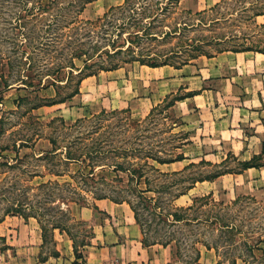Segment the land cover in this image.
Instances as JSON below:
<instances>
[{
	"label": "rangeland",
	"instance_id": "rangeland-1",
	"mask_svg": "<svg viewBox=\"0 0 264 264\" xmlns=\"http://www.w3.org/2000/svg\"><path fill=\"white\" fill-rule=\"evenodd\" d=\"M136 23L140 25L134 27ZM146 23H151L150 35L139 30ZM173 29L179 32L163 33ZM114 41L123 42L124 51L110 56L116 51ZM131 43L135 56L175 64L245 48L264 53V0H221L198 12L170 0H0V219L18 215L44 225L43 255L56 253L58 244L68 252V244L53 236L56 224L72 231L73 245L80 250L91 228L78 218V209L104 196L132 205L150 241L166 234L180 238L176 264H192L194 247L199 249L203 240L214 246L223 264H264V167L260 173L236 176L243 172L240 161L257 156L254 162L264 166V137L239 142L246 154H226L235 147L227 141L224 153L202 155L197 154L198 141L184 147V131L175 129L174 95L147 115L134 113L148 101L131 92L133 85L141 88L140 76L146 74L141 62L121 61L133 55L125 50ZM90 54L94 59L88 70L97 72L98 81H86L81 94L52 104L76 89L78 70L67 82L71 64L82 67ZM118 63L123 68L118 78L110 79L100 69ZM50 137L58 149L55 155L49 154ZM69 151L83 160L67 161ZM178 153L188 154L195 164L181 176L160 174L170 171L146 157ZM118 164L142 168L146 176L138 181ZM221 171L229 172L188 190L195 178ZM234 186L236 200L231 199ZM182 191L187 193L175 200ZM196 194L211 195L187 210L190 223L173 224L165 213L173 205L190 206ZM3 228L1 224L0 237ZM12 234L8 243L14 245L0 250V264L34 262L35 250H24V243L36 242V233L28 239ZM197 239L194 246L191 241Z\"/></svg>",
	"mask_w": 264,
	"mask_h": 264
},
{
	"label": "crops",
	"instance_id": "crops-1",
	"mask_svg": "<svg viewBox=\"0 0 264 264\" xmlns=\"http://www.w3.org/2000/svg\"><path fill=\"white\" fill-rule=\"evenodd\" d=\"M221 0H181L179 7L193 12L210 8ZM141 70L146 71L140 76L141 88H131L132 97L147 100V107L133 109L134 113L147 115L154 105L170 96H175L171 106L177 122L175 129L184 131L183 146L199 142L197 154L209 155L224 153L227 141L235 144L226 154L242 155L248 153L244 146L238 148L242 140L264 137V53L252 50L223 51L212 56H199L187 64L157 67L141 64ZM123 68L104 71L110 79ZM98 76L92 75L83 79L79 93L86 81H92ZM117 84L123 80H116ZM138 87V88H137ZM179 94V97L176 96ZM263 132V135H261ZM211 147L210 149L208 148ZM184 152V150H182ZM257 154L258 151L252 152ZM253 154V155H254ZM185 154V159L170 163H159L161 170L180 171L188 166L193 159ZM239 160V158H238ZM264 166L250 167L236 176L248 171L260 173ZM216 177L215 180L223 177ZM211 181V182H215ZM209 181V180H207ZM207 181H198L205 183ZM197 182V183H198ZM192 188H196V184ZM191 189V190H192ZM236 186L233 187L236 200ZM213 191L209 192L212 193ZM214 194V192H213ZM204 195V194H202ZM195 196H201L196 194ZM97 207V208H96ZM98 212V213H97ZM78 218L89 222L91 233L89 243L82 246L85 264H173L176 262V246L171 243L163 245L143 243V230L137 222L135 213L127 203L114 201L108 197L98 198L93 205L78 209ZM4 224L2 237L6 239L8 249H12L8 241L13 242V232L22 233L27 239L36 233L37 240L24 243V250H35L34 262L26 264H75L76 256L71 237L67 232L54 229L55 239L68 244V252L57 245V254L43 255V230L36 219H26L18 215L7 216L0 222ZM13 247V246H12ZM201 252L197 264H223L217 250L204 243L199 245ZM41 256H47L41 259ZM79 264H84L78 259ZM237 264V262H236Z\"/></svg>",
	"mask_w": 264,
	"mask_h": 264
},
{
	"label": "trees",
	"instance_id": "trees-1",
	"mask_svg": "<svg viewBox=\"0 0 264 264\" xmlns=\"http://www.w3.org/2000/svg\"><path fill=\"white\" fill-rule=\"evenodd\" d=\"M91 0H88V2H90ZM173 1H175L176 4H179V2L181 0H170V2L172 3ZM127 3H129V0H126ZM164 8V7H163ZM164 10V9H163ZM257 15L261 14V12L259 13H256ZM140 24L139 23H136V25L134 27H138ZM143 25V24H142ZM151 23H146L142 26V29H139L140 31H143V34L145 35H150L151 33L148 31L149 27H150ZM188 26V23L185 24V27ZM180 28V27H178ZM139 30H136V31H139ZM177 32H179V29L176 30V29H173L171 31H164L163 33L165 35H176ZM139 33H136L135 36L136 37H140L138 36ZM133 42L135 40H132ZM121 44H119V42H116L114 41L113 42V46L115 47L113 53L111 52H108L107 54H109L110 56H115L116 54H119L121 53L123 50V45L122 43L123 42H120ZM199 47V45H198ZM133 48V45L131 43V45H129L125 50L126 51H129L128 53H132L133 55L131 56V58H129L128 60H121L123 62H130V61H140L141 64H145V65H148V66H152V67H157V66H162V65H166V64H169V65H174V66H180V65H184V64H187L189 61L188 59L184 60L181 64H175V63H171V62H168L167 60H164L163 62H158L157 60H153V58H143L142 56H135L134 54V49ZM243 50H251L250 48H245V49H242V50H233V51H243ZM200 52V51H199ZM202 53L206 54L205 52L201 51ZM208 56H211V55H208ZM94 59V55H87V57L85 59H83V66L82 67H77L75 62H72L71 64V70L69 72V78L67 80V82L70 80V78L73 76V72L74 70H78L79 73V79L77 81V85H76V89L69 95V96H66V97H63L61 99H59L58 101L52 103V104H56V103H63V102H66L67 100H71L73 96H75L77 93H79V89H80V85H81V82L83 81L84 78L88 77V76H92V75H95L97 74V72L93 71V70H88L90 69V67L92 66V63H90V60ZM121 65L118 64H115V65H112V66H109V67H105V66H100V69L103 70V71H107V70H113V69H116L118 67H120ZM66 82V83H67ZM21 83H25V85L27 86L28 85V82L26 81H22ZM29 84H31V82H29ZM32 85V84H31ZM5 86H9V84L5 83ZM176 99V98H175ZM174 103V101H173ZM173 103L171 105H173ZM43 105V104H42ZM42 105H36L34 108H38V107H41ZM49 105V104H48ZM154 112V110H152ZM50 141L51 143L53 144V150H51L49 152V154H52V155H55L57 154V146L55 144V140L50 137ZM181 141H184V137H182V140ZM181 143H184V142H181ZM181 145V144H180ZM181 147V146H179ZM100 153V151H99ZM81 155H78V156H75L73 154H71V152H67V161H74V160H83L81 159L80 157ZM83 156V155H82ZM146 157H151V159H153L154 161L158 162V163H170V162H174V161H178V160H183L185 159V155L183 153H178L176 154L175 156H171V157H162V156H158V155H147ZM257 156H255L254 158H252L251 160L249 161H240L241 165H242V169L241 170H244V169H247V168H250V167H260L262 166L261 164H257L254 162L255 158ZM193 166H195V164L193 162H191L188 166H186L184 169L180 170V171H173V172H163L161 173L160 171V174H163L165 176H181L183 172L185 171H188L190 170V168H192ZM119 169L121 170H124V171H129L131 173L132 176H137V180L139 181L140 179H142V177H145L146 174L144 172V170L142 168H124L122 167L121 165L118 164L117 166ZM155 168V167H154ZM156 170L159 171L158 168H155ZM229 171H221L217 174H213L211 176H208L206 178H195L192 182V184L188 187V190L192 189L194 186H195V183H197L198 181H205V180H211V179H214L224 173H227ZM92 173V171H91ZM146 182L148 184V180L146 179ZM152 188L148 187L146 189V191H151ZM146 191H142V193H145ZM187 192L186 191H182L180 192L177 196L175 195V200L186 194ZM207 195H211V194H207ZM207 195H203V196H196L195 198H193V204H191L190 206H175L173 205V208L172 210H169L168 212L165 213V215L167 216H171L172 218H168V219H171L172 222H174L173 224H182V223H190L191 219L188 218L186 216V212L187 210L191 209L192 207H194V205L199 201V200H204ZM98 198H104V196L102 197H97ZM116 201V200H115ZM97 208V207H96ZM131 208L132 210L134 211L135 213V217L137 219V222L140 224L142 230H143V234H144V238H143V243L145 245H148V244H153V243H160V244H163V245H168V244H171V243H175V246H176V255H177V258H181V241H180V238H178L177 236L173 235V234H170V235H165L164 239H158V240H153V241H150L147 237V231L144 227V224H143V221L141 220L140 218V215L138 214V212L133 208V206L131 205ZM26 219H28V217H25ZM197 218H192V220H196ZM3 219H0V222L2 221ZM225 226H228L229 227V224H224ZM41 228L43 230V239H44V244L46 242V227L44 225H41ZM60 229L61 231H65L68 233V235L71 237V239L73 240V233L72 231H70V229L66 226H63V225H59V224H56V225H53L52 226V230L54 231V229ZM92 235V233L90 234ZM90 237V236H89ZM5 246H3L2 248H0L1 251H4L5 249L8 248V246L6 245V242L4 241L5 238L4 237H0ZM200 240L197 239V240H193L191 241V243L195 246V244L197 242H199ZM89 243V240L85 243H83L82 245H86ZM203 243L205 245H207L208 247H214V246H211V244L205 240H203ZM74 246V252H75V256H76V260H75V264H79L78 262V259H82L83 260V263L85 264V258H84V255L82 252H80V250H77L75 244L73 245ZM194 251H195V255L194 257H192V264H197L199 258H200V255H201V252L198 248H195L194 247ZM54 254H57L58 255V252L54 253ZM45 257L47 256H41V259H44ZM177 261V260H176ZM177 262L173 263V264H176ZM234 264H236V261L234 262Z\"/></svg>",
	"mask_w": 264,
	"mask_h": 264
}]
</instances>
